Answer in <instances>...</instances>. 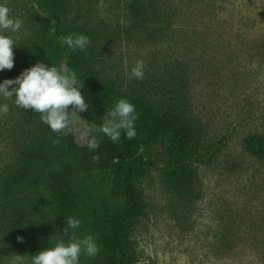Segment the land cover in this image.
<instances>
[{
    "label": "rangeland",
    "instance_id": "1",
    "mask_svg": "<svg viewBox=\"0 0 264 264\" xmlns=\"http://www.w3.org/2000/svg\"><path fill=\"white\" fill-rule=\"evenodd\" d=\"M135 1L144 20L133 17ZM5 2L23 24L3 32L17 46L14 68L0 71V84L26 70L20 44L27 2ZM70 15L92 36V64L104 82L160 111L177 109L192 128L195 177L185 196L164 183L163 144L142 149L156 168L137 185L147 213L128 232L136 264H264V160L245 145L249 136L264 138V0H71ZM138 60L144 79H130ZM14 99L0 95L9 107L0 114V176L26 139L25 114ZM72 120L84 146L86 120L79 113ZM13 253L24 256L0 228V264Z\"/></svg>",
    "mask_w": 264,
    "mask_h": 264
},
{
    "label": "trees",
    "instance_id": "2",
    "mask_svg": "<svg viewBox=\"0 0 264 264\" xmlns=\"http://www.w3.org/2000/svg\"><path fill=\"white\" fill-rule=\"evenodd\" d=\"M25 1V35L20 44L25 69L43 62L49 66L64 64L75 71L84 82L82 94L90 106L79 113L87 125H101L106 112L121 98L135 106L138 118L134 122L135 138L129 140L122 131L121 139L113 142L103 133L86 131L83 146L74 124L69 134L56 133L43 123L39 113L20 107L25 114L26 139L16 162L0 176V228L19 242L30 264L31 256L59 241H68L64 236L66 220L75 217L81 221L73 230L76 237L92 235L99 248L94 257L82 255L80 264H136L128 232L147 213V203L137 185L156 168L142 149L163 144L168 154L164 183L176 195L185 196L191 192L195 177L189 161L191 125L177 109L160 111L142 97L122 93L102 80L92 64V36L71 17V0ZM142 6L139 1L131 4L133 17L138 20L145 19ZM69 34L85 35L90 44L83 51L62 46L60 37ZM91 136L100 141L94 157L86 151ZM245 145L252 155L264 160L262 136H249Z\"/></svg>",
    "mask_w": 264,
    "mask_h": 264
},
{
    "label": "clouds",
    "instance_id": "3",
    "mask_svg": "<svg viewBox=\"0 0 264 264\" xmlns=\"http://www.w3.org/2000/svg\"><path fill=\"white\" fill-rule=\"evenodd\" d=\"M11 13L12 9L6 2L0 3V71L14 68L13 46H17L16 40L3 32H18L23 24L21 19L12 16ZM60 42L62 46L67 45L73 51H83L90 44V38L82 34H69L60 37ZM145 67L144 62L138 60L129 78L144 79ZM9 88H12V91H9ZM83 88L84 82L79 80L75 71L64 66H49L48 63L38 62L16 79H7L0 84V95L6 100L15 97L14 102L18 107L39 113L43 123L50 126L53 132L67 135L73 131L72 114L89 110L90 106L82 94ZM8 112L7 104L0 105V114ZM135 113V106L126 98H121L112 110L106 112L101 125L95 123L87 125V134L103 133L113 142H118L123 131L131 140L136 136L134 122L138 117ZM99 143L96 136L88 139L90 149H96ZM80 225L79 219L69 217L64 229V236L68 237V241H59L54 246L31 256L30 264H80L82 255L89 257L97 255L99 248L92 235L83 239L76 237L73 230ZM18 240L23 242L20 237ZM26 259L27 255L13 253L8 264H25Z\"/></svg>",
    "mask_w": 264,
    "mask_h": 264
}]
</instances>
